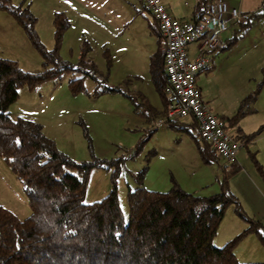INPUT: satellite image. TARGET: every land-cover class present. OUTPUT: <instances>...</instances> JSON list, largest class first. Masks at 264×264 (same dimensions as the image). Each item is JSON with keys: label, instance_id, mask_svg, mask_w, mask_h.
Returning a JSON list of instances; mask_svg holds the SVG:
<instances>
[{"label": "rangeland", "instance_id": "rangeland-1", "mask_svg": "<svg viewBox=\"0 0 264 264\" xmlns=\"http://www.w3.org/2000/svg\"><path fill=\"white\" fill-rule=\"evenodd\" d=\"M12 1L35 15V29L48 50L55 47L56 13L65 14L70 23L59 52L75 69L80 66L83 52L82 26L94 37L93 43L89 42L87 55L96 64L94 69L91 66L82 69L85 68L82 65L80 71H66L35 90L25 86L9 107L14 119L23 117L41 123L45 134L78 163H99L90 173L85 203L103 199L116 187L128 220V193L140 186L166 192L176 181L181 188L196 195L210 196L220 191L226 162L223 159L205 162L193 137L185 130L161 126L152 132V128L157 127L154 120L146 119L138 105L142 102L138 91L142 90L152 97L156 107L163 108V99L150 71L160 37L154 28L156 20L142 0ZM184 1L196 5L195 0ZM236 1L230 0L244 12H254L253 7L264 4V0H245L246 7L251 9L247 10L240 6L241 0ZM260 22L250 34L239 32L245 39L233 51L230 60L222 58L215 76L204 72L198 80L209 106L226 117L238 113L241 102L254 93L264 78V33L260 31L264 18ZM223 35L231 38L234 32L226 30ZM105 39L110 49L102 45ZM227 50L219 49L214 53L216 64ZM0 56L16 60L26 71L45 69L43 54L33 45L24 27L11 12L1 8ZM80 77L85 88L74 93L71 80ZM181 122L191 124L192 117ZM232 126L236 133L237 125ZM190 129L198 134L196 128L190 126ZM240 150L247 159L246 172L255 175L264 187V178L252 158L251 145H244ZM145 168L147 171L140 182V172ZM262 168L264 170V166ZM251 187L243 190V201L249 205L260 204L262 198ZM0 204L20 219L32 213L23 181L1 156ZM235 209L234 205L227 208L213 241L215 245H225L223 241L239 227L231 218V210ZM243 210L247 213L245 208ZM256 238L253 233L247 234L237 244L235 253H239V261L264 262V245Z\"/></svg>", "mask_w": 264, "mask_h": 264}, {"label": "trees", "instance_id": "trees-1", "mask_svg": "<svg viewBox=\"0 0 264 264\" xmlns=\"http://www.w3.org/2000/svg\"><path fill=\"white\" fill-rule=\"evenodd\" d=\"M205 7V2L197 5L196 18L204 14ZM0 8L11 12L24 27L33 45L43 54L45 68L40 72L26 71L16 60L0 56V156L23 181L32 209L29 216L20 219L0 204V264H264L241 262L235 253L237 244L247 234L254 233L264 245V224L244 212L229 188L231 177L242 169L239 163L225 164L221 189L210 196L188 192L176 181L166 192L143 186L131 189L128 220L116 187L103 199L85 203L90 173L99 163H78L45 134L41 123L23 117L14 119L9 107L25 86L35 90L66 71H80L82 65L85 67L82 69L88 66L94 69L96 64L87 57L90 44L87 40L82 43L80 66L75 69L59 52L70 23L63 12L56 13L55 47L48 50L35 29L37 18L28 8L14 5L12 0H0ZM263 16L264 6L251 13L250 22L242 23V28ZM156 31L160 36L159 47L150 71L161 98L167 102L169 79L162 52L164 38L159 27ZM240 31L219 49L233 47ZM263 85L264 78L254 93L241 102L235 116H222V119L237 123L245 115V107L257 99ZM70 86L74 93L84 90L83 77L72 79ZM191 126L198 134L184 127L181 121L171 125L190 133L205 162L219 160L217 152L200 137L195 119ZM263 131L264 124L251 134H244L238 128L236 138L248 146L251 138ZM252 158L264 178L262 164L254 154ZM146 171L147 168L140 172V182ZM231 205L248 222V227L225 245L217 246L214 238Z\"/></svg>", "mask_w": 264, "mask_h": 264}, {"label": "built area", "instance_id": "built-area-1", "mask_svg": "<svg viewBox=\"0 0 264 264\" xmlns=\"http://www.w3.org/2000/svg\"><path fill=\"white\" fill-rule=\"evenodd\" d=\"M143 3L154 16L164 38L162 52L169 79L164 114L156 115L144 107V116L154 120L157 127L171 126L192 116L198 124L200 137L219 157L227 164L238 163L244 141L237 139L225 121L204 101L197 81L200 72L209 67L212 53L223 46V34L229 23L236 20L247 24L249 16L243 15L229 0H210L204 14L192 21L172 16L162 0H143ZM192 43L198 49L195 58H190L188 53Z\"/></svg>", "mask_w": 264, "mask_h": 264}, {"label": "crops", "instance_id": "crops-1", "mask_svg": "<svg viewBox=\"0 0 264 264\" xmlns=\"http://www.w3.org/2000/svg\"><path fill=\"white\" fill-rule=\"evenodd\" d=\"M210 0H195L196 5H190L189 3H187V1L184 0H162V2L164 3V5L167 7V9L169 10V12L172 14V16L180 19V20H184V21H192L196 19V15L194 14L196 11V7L199 3L205 2L206 5ZM230 1V0H229ZM235 2H238L236 0H234ZM232 6L237 7V5L233 4L232 2H230ZM240 6H242V8L247 9V10H251L249 7H246V2L245 0H241L239 1ZM264 4H260L257 5V7H253L255 9V11H259L263 8ZM238 8V7H237ZM254 11V12H255ZM241 13L245 16H250L251 13L250 11L244 12L243 9H241ZM264 18V16L259 19V20H253L251 21V23L247 26L242 28V23L241 22H237L236 20L231 21L229 23V27L227 29L234 32V34L236 32H238L240 29L241 31H243L245 33V35L250 34L256 23H261L260 21ZM250 19V18H249ZM157 25V23H156ZM263 26V24H262ZM156 30L158 29L157 27ZM89 29L85 26H82L81 32H82V38L85 40H87L88 42L93 43V39L94 37L91 36V32L88 31ZM260 31L263 34L264 33V27L262 28L260 26ZM157 32V31H156ZM245 35L244 36H240L237 43L231 47L229 50H227L226 52H224V54L220 57L219 56V61L218 64H216L215 62V56L214 53L218 50H216L215 52L212 53V61L209 65V67L200 72L199 76H198V80L200 78V76L202 75V73H206L208 72V70L212 67H214V69L211 71V76H215L217 74V71H219L220 68V62L222 60V58H225L226 60H230L231 59V55L233 54V51L239 46V44L245 39ZM234 36V35H233ZM232 36V37H233ZM160 37V36H159ZM229 39V38H227ZM225 38V36L223 35V44L225 43V41L227 40ZM106 41H103L102 45L105 48H109L107 45V39H105ZM110 49V48H109ZM188 53L190 58H195L196 55L198 54V49H197V45L195 43H192L188 46ZM156 54V53H155ZM111 57V56H110ZM139 77V75H138ZM210 77V76H209ZM199 88L201 89L202 95H203V99L204 101L208 104V101L205 99L204 96V91L202 89V87L199 85V81H197ZM138 95L142 98V102H140L138 105L140 107H142V109L144 107L149 108L151 111H154L156 115H163L166 109V105L167 102H165L163 100V108L159 109L158 107H156L154 105V100L152 99L151 96L147 95L144 91L140 90L138 91ZM211 109L214 111V109L211 107ZM221 119H222V115L223 113H221L220 111L216 110L214 111ZM144 115V114H143ZM190 117V116H188ZM192 117V116H191ZM146 118V117H145ZM186 118V117H185ZM184 118V119H185ZM183 119V120H184ZM225 121V120H224ZM194 123V118L192 117V123L191 124H183L184 127H188L190 128V126ZM225 123L227 124L228 128L230 130H232V134L237 137L239 132H238V128H241L244 132V134H251L255 131H257L259 129V127L264 124V85L257 97V99L252 102L250 104V106L248 107L245 115H243L237 123H235L237 125V129H236V133H233V123L225 121ZM159 129V127H154L152 128V132H155ZM154 133H152L151 135H153ZM248 145H251V148L254 150V154L256 159L262 163V165L264 166V131L251 138V141L248 143ZM222 159V158H219ZM225 161V160H224ZM246 156L244 155V152H242V150L239 151L238 153V163L241 165L242 169L237 172L235 175H233L231 177V182L229 184L230 186V190L233 192V194L238 198L242 208L246 210V214L249 217L255 218L257 220H260L263 224H264V187L261 184L260 180H258V178L255 175H250L249 173L246 172ZM219 172V171H218ZM257 181V183H255L256 181H254V179ZM241 185V186H239ZM252 187H251V186ZM251 187V188H255L257 193L259 194V196L262 198V200L260 201V204H256L254 203L253 205H249L247 203H245V201H243V190H246L247 187ZM235 210H231V218L232 221L235 223V226H239V227H235L230 233L231 235H229L227 237V239H225L223 241L222 244L227 243L229 240L235 238L236 236H238L241 232H243L248 225L246 223H248L245 219H243L241 216L239 217L238 214L235 212ZM245 212V211H244ZM229 233V234H230ZM254 234V233H253ZM255 237H257L255 235ZM256 239H259L258 237ZM220 246V245H218ZM222 246V245H221ZM239 253L236 252V256L237 258H239ZM245 262V261H243Z\"/></svg>", "mask_w": 264, "mask_h": 264}]
</instances>
